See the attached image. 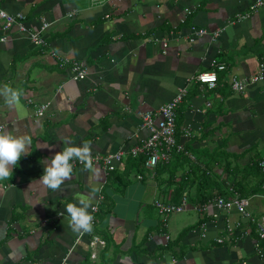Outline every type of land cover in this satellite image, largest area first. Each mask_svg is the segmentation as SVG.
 Instances as JSON below:
<instances>
[{"label":"crops","instance_id":"crops-1","mask_svg":"<svg viewBox=\"0 0 264 264\" xmlns=\"http://www.w3.org/2000/svg\"><path fill=\"white\" fill-rule=\"evenodd\" d=\"M255 1L0 0L5 12L26 14L33 29L50 24L44 46L0 30V87L22 90L19 107L0 95V125L32 137L29 153L0 183V264H264L254 248L264 214L256 166L264 156V83L242 93L230 88L231 76L249 79L264 60V0L232 23ZM198 28L209 34L190 41ZM217 28L223 30L213 40ZM52 52L84 63L87 75L72 80ZM212 70L214 88L195 79ZM181 90L175 137L184 151L151 175L129 155L148 134L140 113L158 110ZM62 138L89 143L92 154L122 151L123 161L111 172L79 166L60 189H50L40 180L43 162L66 146ZM229 182L256 222L235 208L217 217L194 210L213 194L225 195ZM92 187L100 188L93 205L103 197L97 213L89 209L92 231L105 241L96 257L92 231L73 232L64 212ZM184 196L186 208L163 228L153 201L178 204Z\"/></svg>","mask_w":264,"mask_h":264},{"label":"built area","instance_id":"built-area-1","mask_svg":"<svg viewBox=\"0 0 264 264\" xmlns=\"http://www.w3.org/2000/svg\"><path fill=\"white\" fill-rule=\"evenodd\" d=\"M106 0H89L91 6H97L104 3ZM263 5L262 0H256L251 4L246 12L236 14L233 18L232 23L241 22L249 18L251 15L257 12L258 8ZM69 16H73V13H70ZM105 17H108L107 15ZM49 23L42 21L38 29H33L27 21V15L21 12L10 14L5 12L0 8V30L4 32L15 31L26 35L34 45L44 46L46 44L45 39L43 38V33L49 28ZM223 28H217L210 32L211 38L214 40L217 38ZM205 34H209L204 29H195L189 36L190 41H194L196 38L202 37ZM2 40L6 37H1ZM163 48L167 47V42L162 43ZM53 56H56L58 59V65L61 68L69 66L71 70V79L72 80H81L87 75V68L84 63L80 61L65 59L56 55L52 52ZM217 70H224L225 66L222 64L216 65ZM195 79L201 83H206L209 88H214L217 82V74L215 70L206 71L198 74ZM260 82L264 83V60L261 59L258 62L256 72L248 79H240L236 76H231L230 78V88L234 92H244L247 86L251 83ZM184 97V90L178 92L171 100L163 104L158 110L155 111H145L140 113L141 117V128L145 129L148 134L145 138L140 140L135 144L129 151V155L132 159L143 158L144 168L149 171L151 175L154 174L155 168L159 164H167L174 152L184 151L183 146L176 141V116L177 109L179 104L182 102ZM207 105H210L209 103ZM37 110L38 115H43V110ZM0 130H3V126L0 125ZM185 136H189V130L186 129L184 132ZM123 152L118 151L115 153L107 154H92L93 161L95 165L102 166L106 172H111L117 169V167L123 161ZM74 170L82 166L78 160L73 161ZM256 166L259 172L262 174V184L261 187L264 189V156H262L256 163ZM140 179L141 176L138 175ZM233 182H229L228 191L225 195L213 194L206 201L194 206V210L199 214L212 211V215L217 217L218 214L222 211H229L233 208L243 217L248 219L251 223L256 222L252 214L246 209V201L240 196L238 190ZM264 201V194L258 195ZM103 197H99V202L94 204L93 213H97L99 210L100 200ZM153 208L156 210L157 214L161 219V223L164 225L167 224V218L173 214L184 211L187 205V199L184 196L181 199V202L176 204L172 202L162 201L155 199L152 203ZM93 226L96 221L93 218ZM256 235L257 240L254 243V248L259 257L264 258V214L261 222H256ZM80 239V238H79ZM77 239V242L79 241ZM218 242H222V239H218ZM105 241L100 238L97 233L94 231L91 232V239L89 241V251L91 257H96L99 248H104Z\"/></svg>","mask_w":264,"mask_h":264},{"label":"clouds","instance_id":"clouds-1","mask_svg":"<svg viewBox=\"0 0 264 264\" xmlns=\"http://www.w3.org/2000/svg\"><path fill=\"white\" fill-rule=\"evenodd\" d=\"M0 95L10 106L19 107L21 104L22 90L11 85L5 84L0 87ZM61 140L66 146L43 162V174L40 177L42 183L53 190L60 189L66 180L71 179L75 160L83 164L87 170L98 171L94 166L92 147L89 143L76 144L71 140L66 141L63 138ZM31 143L30 135H17L9 130H0V183L12 177L15 166L24 155L29 153L28 148ZM99 191V187H92L89 193L77 197V202L65 205L64 212L73 232L92 231L93 216L89 209L94 210L92 201L94 194ZM171 264H175V261H171Z\"/></svg>","mask_w":264,"mask_h":264},{"label":"trees","instance_id":"trees-1","mask_svg":"<svg viewBox=\"0 0 264 264\" xmlns=\"http://www.w3.org/2000/svg\"><path fill=\"white\" fill-rule=\"evenodd\" d=\"M139 162L141 163V165H144L143 158H139ZM258 188H261V183L258 184Z\"/></svg>","mask_w":264,"mask_h":264},{"label":"bare ground","instance_id":"bare-ground-1","mask_svg":"<svg viewBox=\"0 0 264 264\" xmlns=\"http://www.w3.org/2000/svg\"><path fill=\"white\" fill-rule=\"evenodd\" d=\"M255 230H256V227H255ZM219 239H222V238H219ZM222 240H223V239H222ZM256 240H257V235H256V238H255V241H256ZM223 241H224V240H223ZM223 241H222V242H223ZM255 241H254V243H255Z\"/></svg>","mask_w":264,"mask_h":264},{"label":"rangeland","instance_id":"rangeland-1","mask_svg":"<svg viewBox=\"0 0 264 264\" xmlns=\"http://www.w3.org/2000/svg\"><path fill=\"white\" fill-rule=\"evenodd\" d=\"M101 250V248H99V251Z\"/></svg>","mask_w":264,"mask_h":264}]
</instances>
